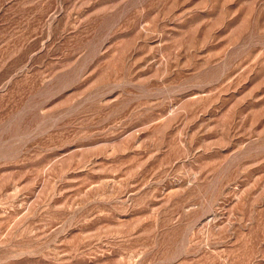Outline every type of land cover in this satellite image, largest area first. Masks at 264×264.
Masks as SVG:
<instances>
[{
    "label": "rangeland",
    "instance_id": "rangeland-1",
    "mask_svg": "<svg viewBox=\"0 0 264 264\" xmlns=\"http://www.w3.org/2000/svg\"><path fill=\"white\" fill-rule=\"evenodd\" d=\"M0 264H264V0H0Z\"/></svg>",
    "mask_w": 264,
    "mask_h": 264
}]
</instances>
